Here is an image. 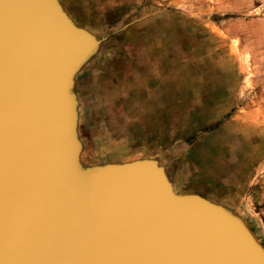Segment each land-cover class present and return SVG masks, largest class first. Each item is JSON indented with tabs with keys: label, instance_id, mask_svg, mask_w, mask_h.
Instances as JSON below:
<instances>
[{
	"label": "rangeland",
	"instance_id": "374dc122",
	"mask_svg": "<svg viewBox=\"0 0 264 264\" xmlns=\"http://www.w3.org/2000/svg\"><path fill=\"white\" fill-rule=\"evenodd\" d=\"M58 3L89 48L77 157L150 162L264 249V0Z\"/></svg>",
	"mask_w": 264,
	"mask_h": 264
},
{
	"label": "water",
	"instance_id": "95a60500",
	"mask_svg": "<svg viewBox=\"0 0 264 264\" xmlns=\"http://www.w3.org/2000/svg\"><path fill=\"white\" fill-rule=\"evenodd\" d=\"M44 6L0 0V264H264L261 247L227 211L195 194L172 199L153 182L150 162H100L92 178L81 167L63 173L80 146L66 142L72 103L58 46L67 35L77 44L68 72L89 48L61 10L43 18ZM116 164L123 182L109 196ZM48 198L63 213L33 236L30 227L49 216Z\"/></svg>",
	"mask_w": 264,
	"mask_h": 264
},
{
	"label": "bare ground",
	"instance_id": "6f19581e",
	"mask_svg": "<svg viewBox=\"0 0 264 264\" xmlns=\"http://www.w3.org/2000/svg\"><path fill=\"white\" fill-rule=\"evenodd\" d=\"M42 1H43L44 5H45L44 8L42 9V13H41L43 18L47 19L48 16H52V14H53V12L55 10L57 12V14H56L57 16H59V13L62 12V11L61 12L58 11V10H62L60 5H59V3H58V0H42ZM53 7H54V9H53ZM52 9L54 11H52ZM46 23L50 24V22H46ZM42 25H43V23H42ZM72 33H74V32H72ZM71 36H72V34H71ZM74 38H75V36H74ZM76 48H78V47H77V44H75L73 37L70 38V37H68V35L62 39V42L58 46L59 56L61 57V60L63 62V67L62 68L64 69L63 71H65V74H64L65 81H64V84L62 86V89L64 87L65 94H66L67 98L69 99V101H71V103H72L71 106H69V104H68L69 117H68V121L66 122V132H65L66 142L69 141V142L75 143L76 145H79L81 147V145L84 142L83 138H85V136H81V134H79V126L81 125L80 122H78V118H79V112L78 111H79V108H78V105H76L75 101H74L75 96H76L75 87L73 85V80L70 78L71 77V73H72V75L75 74V73H73V71L76 68L72 69L70 67L69 68V72L66 71L67 68L69 67L68 64H70L72 57L76 53V50H77ZM68 93H69V95H67ZM72 100H73V102H72ZM44 101H45V98H44ZM49 102L52 103V100H50ZM59 140H60V142H62V138L61 137H60ZM62 145L65 147L64 143H62ZM67 149H70V148H68V146H66V150ZM48 153H50V151H48ZM71 156H72V150H71L69 156L67 157V160H70ZM73 158H74V161L72 163H70V166H71V169H72L73 172L71 171V169H69L68 171L63 170V173L69 172L71 174H73V173L75 174L77 169L79 167H81L82 170H85L84 171L85 173L82 176H84V177L89 176L90 178L95 177L94 175L91 174V173H95L96 172V169H94L93 164L86 163V159L85 158L82 159V157H77L75 154H74ZM67 165L68 164H66V166ZM66 166H65V168H66ZM116 166H117V168H115V169L117 171L115 172V174L111 178L107 179L108 180L107 183L109 185H107L106 182L104 184V185H107V186L111 187V188H105L108 191L107 194H109V196H111L112 194H115L116 189H118L120 187V183L123 182V179L117 178V177H121L120 176V171H121L120 167L121 166H120V164H116ZM152 175H153L152 180L156 184V186H158V181H159L165 187V189L167 190V191L165 190V192H164L165 194L170 196L172 199L178 198L176 196L177 195L176 189L173 186L174 183L170 179V177L168 176V174L166 172H164V171H162V170L157 168V170L154 169ZM98 181H102V180H98ZM109 181L111 182V184L109 183ZM130 184L133 185V183H130ZM132 188H134V187H132ZM128 189H131V188H128ZM145 189H146L145 191H147L149 194L150 193H153V194L156 193L153 189H151L149 187H145ZM140 190H142L144 192L143 189H140ZM194 192L195 191H189V193H187V194H197V193H194ZM180 194H183V193L181 192ZM50 197L52 198L51 195H50ZM159 197H161V196H159ZM51 198H48V205H49V208H50L49 216L46 217V219L43 221V223L40 224V226L30 227V231L28 230L29 233L32 234L33 236H35L37 234H39V235L42 234V230L46 231L47 230V225L48 224L51 225L52 217H54V215L58 216V215H60V213L61 214L63 213L61 208H60V207H62V204L60 205L58 200H53ZM53 201H54V203L56 205H54V203H52ZM158 202L159 203H163L164 200L159 199ZM90 203H92V202H89L86 205H88ZM167 203H173V202H167ZM136 206H139V207H142V208L144 207L142 203H136ZM158 209L160 211H162V212H165V211H163L160 208H158ZM82 211L83 210L79 209V215L81 214ZM166 213H168V212H166ZM170 214L172 216H174L175 218H178V219H181L183 221H186V218L183 217V216L177 215L175 213H170ZM79 218H81V216H79ZM189 219H190L189 223H191V222L193 223V221H192L193 216L192 215H189ZM18 224H19V221H18ZM261 249L264 252V249L262 247H261Z\"/></svg>",
	"mask_w": 264,
	"mask_h": 264
}]
</instances>
